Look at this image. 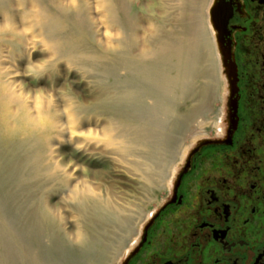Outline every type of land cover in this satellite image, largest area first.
<instances>
[{"label": "bare ground", "instance_id": "bare-ground-1", "mask_svg": "<svg viewBox=\"0 0 264 264\" xmlns=\"http://www.w3.org/2000/svg\"><path fill=\"white\" fill-rule=\"evenodd\" d=\"M211 3L0 0V29L11 26L0 30V246L11 248L19 264H70L50 257L56 242L83 264H99L102 232L145 212L116 193L119 179L138 178L136 184L150 186L145 200L156 201L187 155L185 140L217 130L226 82ZM38 53L39 63L31 62ZM73 72L83 100L57 88ZM217 83L222 106L213 109ZM72 125L93 136L73 137ZM173 139L182 143L180 158L169 159ZM65 144L72 146L69 158ZM163 163L173 170H161ZM94 164H104L102 171L91 170ZM6 201L17 202L15 234L7 228ZM77 232L84 234L80 243Z\"/></svg>", "mask_w": 264, "mask_h": 264}, {"label": "flooded vegetation", "instance_id": "flooded-vegetation-1", "mask_svg": "<svg viewBox=\"0 0 264 264\" xmlns=\"http://www.w3.org/2000/svg\"><path fill=\"white\" fill-rule=\"evenodd\" d=\"M209 16L222 118L180 163L121 264H264V0H212Z\"/></svg>", "mask_w": 264, "mask_h": 264}, {"label": "rangeland", "instance_id": "rangeland-1", "mask_svg": "<svg viewBox=\"0 0 264 264\" xmlns=\"http://www.w3.org/2000/svg\"><path fill=\"white\" fill-rule=\"evenodd\" d=\"M207 6L205 4V6L203 7V10H202L203 13L206 11ZM4 22H5L4 21V14L0 13V25H3ZM17 27L19 29H22V26L19 23H17ZM39 54L40 53L36 54L37 56H35V58H31V62L38 64L42 58V55H39ZM79 79H80V75L73 72L72 75L69 77L70 83L66 82L63 78H60L59 82H58L59 85H57V88H60L61 86H63V90H64V92H66V95L79 96L83 100V83L82 84H79V83L74 84L75 82H78ZM215 79H216V76H215ZM200 83H203V81H201ZM216 85H217V87H216L215 91H216L217 100L215 102H210L213 105V109H218V108H221V106H222L221 103L218 101V98L220 96L219 84L217 83ZM193 104L196 105L197 103H193ZM193 104H191V105H193ZM196 127H198V125H196ZM185 129L184 130L187 131L190 129V127L187 126ZM198 140H196V141H192L191 139L185 140V145L188 148V150H187L188 152L192 148V146H194L197 143ZM171 141L172 142H170V144H169V153H170L168 155L169 159L173 158V155H175V159L177 157L180 158V150H181V144H182L181 141L178 139H173ZM71 153H72V146L65 144V146L62 147V154L64 156H66V158H69ZM166 160H167V158H166ZM166 160L164 162L165 164L167 162ZM179 162L180 161L178 159L177 164ZM164 163L161 164L162 165L161 170H169V171L173 170V169L163 168ZM102 165H104V164H94L91 166V170L96 171V172L102 171ZM121 179H122V181L120 179L118 181L119 184L117 185V189H116L117 192L116 191L115 192L116 193L121 192L122 194H119L121 199H126V202H128V203L130 202V203L137 204L138 207L145 209V212L143 213V218L141 220L138 219L139 216L137 215L138 212L136 211L137 213L135 214L136 215L135 217H137V218H135V220H137V221L132 220V221H130L129 224L127 223L125 225V227H122L119 225L118 226L114 225L112 227L106 228L105 231L102 232V237L100 236L101 241L99 242V243L102 242V245H100V248H101L100 253L102 256L99 257V259H100L99 264H119V262H120V264L122 263L123 259L125 258V255L129 251L128 248L131 246L132 242L135 241L137 234L139 232V229L142 226L143 221L146 219L147 216L150 217L152 211H154L156 208H158V206L161 203V199H162L163 195H165V191L161 190L158 193L156 201L148 203V201L145 200L146 198H144L142 195L148 194V191L150 190V188H149L150 186L146 187L145 184H140V185L136 184V182L139 183L138 181H140V180H138V178H135L132 176L131 177L123 176ZM130 181H132V182H130ZM111 183H112V181H111ZM119 187L121 188V190H118ZM126 193H128V194L125 195ZM58 198H59V196H54L55 202H57L59 200ZM16 203H15V201H12V202L6 201L4 203V205H5L4 206V216H5V219L7 222V228H9L14 234H15L17 229L19 230L20 221H21L20 217H19L20 213L17 210ZM124 205L127 207L126 203H124ZM59 206H61V205H59ZM97 236H98V234L96 233L95 237H97ZM56 246H57V248L55 247L52 250L48 249V251H47L48 253H50V255H51L50 257H52V259H54L56 262H60L62 260H65L66 262L67 261L70 262V264H83V258L82 257L78 259L77 257L70 256V253L68 252V250H66V248H64L62 246V244H59V243L57 244V242H56ZM97 253H99V251H97ZM13 254H15V255H13ZM94 255H96V254H93V257H94ZM0 256H1V259L3 260L2 264H19L18 260H15L16 253H14L13 250L11 248H8L7 246H0ZM12 256H14V257L12 258ZM3 258H5V259H3Z\"/></svg>", "mask_w": 264, "mask_h": 264}, {"label": "clouds", "instance_id": "clouds-1", "mask_svg": "<svg viewBox=\"0 0 264 264\" xmlns=\"http://www.w3.org/2000/svg\"><path fill=\"white\" fill-rule=\"evenodd\" d=\"M71 6L72 7L76 6V0H71ZM0 30H11V26L10 25H5L4 28L0 29ZM25 31L28 32V31H31V30L30 29H26ZM45 50L47 51L48 49L46 48ZM52 59L54 60L55 56H53ZM45 63H47V61ZM36 67L43 68L44 65L40 64V65H36ZM34 72H35V67H29L28 74L32 75ZM18 75H19V73H18ZM30 95L31 94H29V97H30ZM43 95H44V93L42 91L37 95V97H36L37 107H39V101H40L41 97H43ZM71 111H72L71 106L65 109V112L69 113V120L70 121L73 119V117L71 116ZM72 127H73V131H72V136L73 137L80 136V137L91 138L93 136V132L91 130H89L88 132H78V131H75V125H72ZM80 147H83V145H81ZM83 239H84V234L82 232H77V234H76V242L80 243V242L83 241Z\"/></svg>", "mask_w": 264, "mask_h": 264}]
</instances>
